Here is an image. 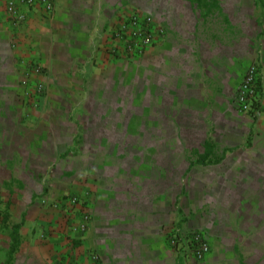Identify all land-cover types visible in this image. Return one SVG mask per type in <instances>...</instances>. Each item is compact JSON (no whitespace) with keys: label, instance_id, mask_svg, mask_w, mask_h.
<instances>
[{"label":"crops","instance_id":"crops-1","mask_svg":"<svg viewBox=\"0 0 264 264\" xmlns=\"http://www.w3.org/2000/svg\"><path fill=\"white\" fill-rule=\"evenodd\" d=\"M5 1L0 255L21 223L19 249L42 264H264V0H55L49 14L22 8L19 26ZM133 10L162 33L113 61L109 31ZM27 62L43 70L37 108L19 84ZM251 64L260 102L245 114L232 97ZM176 228L203 232L201 262L175 256Z\"/></svg>","mask_w":264,"mask_h":264},{"label":"built area","instance_id":"built-area-1","mask_svg":"<svg viewBox=\"0 0 264 264\" xmlns=\"http://www.w3.org/2000/svg\"><path fill=\"white\" fill-rule=\"evenodd\" d=\"M55 0H6L4 3L5 20L13 26H19L25 20V11L22 8L36 7L45 13H52ZM2 18L0 17V23ZM158 31L151 14L133 10L125 17L119 18L116 25L111 28V40L116 42L127 56L142 57L147 49L158 43ZM42 75L41 67H28L24 72L20 84L24 87V96L37 100L44 94V84L40 81H31V75ZM260 102V89L258 86L257 65L251 64L246 70L241 83L236 89L232 103L235 108L245 114H253ZM71 210L78 205V199L72 197L68 200ZM74 213V212H73ZM72 214V213H71ZM89 215L83 213L82 221L76 230L85 231L89 223ZM167 243L177 258L201 262L210 252V245L200 230L174 229L167 236Z\"/></svg>","mask_w":264,"mask_h":264},{"label":"rangeland","instance_id":"rangeland-1","mask_svg":"<svg viewBox=\"0 0 264 264\" xmlns=\"http://www.w3.org/2000/svg\"><path fill=\"white\" fill-rule=\"evenodd\" d=\"M131 13V12H130ZM126 14H129V13H125L123 12V14L121 15H118L119 18H123L126 16ZM118 18V19H119ZM109 36H110V41L112 42V47L109 48L110 50L109 53H110V57H112L113 61H128V62H135L137 61V59H139L140 57H137V56H127L126 54L123 53V51H121L120 49L116 50V47L118 46V44L116 42H113L111 40V29L109 31ZM36 67L37 65H34L30 62H27L24 64V71L21 73V75L23 76L24 72L27 71L28 67ZM21 78V77H20ZM21 80V79H20ZM20 84V82H19ZM21 85V84H20ZM45 85H44V93H45ZM44 95V94H43ZM42 95V96H43ZM41 96V97H42ZM26 97V96H25ZM40 97V98H41ZM27 98V97H26ZM40 98H38L37 100H34V99H31L30 100V105L34 108H37L39 106V102H40ZM163 137V136H162ZM171 138H173V136H170ZM70 198L69 197H66V200L68 202ZM78 199V204H81L82 203V200L80 198H77ZM42 204H46L48 205V201L46 199H42ZM56 206V205H55ZM3 212L2 210V207H0V216H1V213ZM67 214L65 216L66 219L69 218L70 216V212H69V208H67ZM72 215V214H71ZM74 223L76 224L77 222V219L74 218ZM72 223V225L74 224ZM75 226V225H74ZM78 226V225H76ZM74 227L73 231L76 230L77 227ZM10 224H7L5 227H4V230L2 232V234L7 238V236L10 234ZM70 228H73V227H70ZM72 231L71 229V232H69V239H71L73 237V234L74 232ZM201 231V230H200ZM46 237L45 233H40L39 234V238L40 239H44ZM27 237H23V235L20 234V228L17 230V240H18V243H17V246H16V249H15V252L13 254V259L12 261L9 263V264H42L38 258H36L35 256H32L30 254L26 255V249H24V247H21V250L19 249L20 245H22L23 243H25ZM46 239V238H45ZM9 250V248H8ZM8 250H3V252L1 253L0 255V264H4L5 261L7 260V253H8ZM52 264H56V263H52Z\"/></svg>","mask_w":264,"mask_h":264},{"label":"trees","instance_id":"trees-1","mask_svg":"<svg viewBox=\"0 0 264 264\" xmlns=\"http://www.w3.org/2000/svg\"><path fill=\"white\" fill-rule=\"evenodd\" d=\"M208 151H206L204 154L202 155H198L197 160L194 162L198 165H203L206 163V160L208 158ZM218 160L216 158H213V160H208L207 162L212 164V163H216ZM193 165V162H190V167ZM21 227V223L14 225L11 227V233H10V239H11V244L7 253V260L5 261L4 264H9L12 259H13V254L15 252L18 240H17V230Z\"/></svg>","mask_w":264,"mask_h":264}]
</instances>
